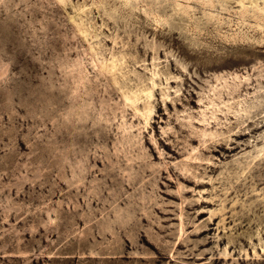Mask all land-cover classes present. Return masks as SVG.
<instances>
[{
	"label": "rangeland",
	"instance_id": "1",
	"mask_svg": "<svg viewBox=\"0 0 264 264\" xmlns=\"http://www.w3.org/2000/svg\"><path fill=\"white\" fill-rule=\"evenodd\" d=\"M239 8L0 0V264H264V42Z\"/></svg>",
	"mask_w": 264,
	"mask_h": 264
},
{
	"label": "bare ground",
	"instance_id": "2",
	"mask_svg": "<svg viewBox=\"0 0 264 264\" xmlns=\"http://www.w3.org/2000/svg\"><path fill=\"white\" fill-rule=\"evenodd\" d=\"M154 2H160V0H152ZM207 2V6H212V8H216L218 5L221 6V10H227L229 8V5L232 4V2H237L240 6L241 9L239 8V10H241L242 15L245 17V20L247 23H249L248 27L253 26L250 23V20L253 19L256 21V27H258V35L257 34H248L252 32V29L250 28L248 30V33L243 37L246 38L248 40H254V41H261L264 42V0H217V3L215 2V0H206ZM208 12H210V10H207L206 13L208 14ZM221 11H219L217 14H219ZM240 12V13H241ZM214 14V13H210ZM214 16V15H213ZM243 17V18H244ZM249 18V20H248ZM255 24V23H254ZM254 27V26H253ZM256 29V28H255ZM254 30V29H253ZM158 84V83H157ZM147 86V85H146ZM142 88V87H141ZM139 90V89H138ZM152 88H142L139 90V93H145L147 94V96H151L152 95ZM131 92V91H130ZM126 93V92H125ZM138 95V94H136ZM125 96V95H124ZM130 95H128V99L125 98L130 101L129 98ZM136 99L138 97L135 96V92L133 95ZM140 96V95H139ZM131 97V96H130ZM142 98V97H141ZM134 98H132L133 100ZM135 99V100H136ZM139 100V99H138ZM137 100V101H138ZM132 102V101H131ZM136 102V101H135ZM149 99L148 102L146 103V107L147 109H149ZM136 105V104H135ZM144 105V104H143ZM145 106V105H144ZM137 107V106H136ZM139 107V106H138ZM142 108V106H140ZM145 109V108H144ZM138 110V109H137ZM184 228H182V233L184 232Z\"/></svg>",
	"mask_w": 264,
	"mask_h": 264
}]
</instances>
